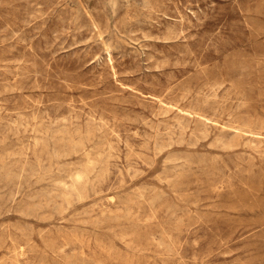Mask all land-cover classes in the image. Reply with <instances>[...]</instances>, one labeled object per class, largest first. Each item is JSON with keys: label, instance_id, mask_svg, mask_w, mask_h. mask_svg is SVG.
Returning <instances> with one entry per match:
<instances>
[{"label": "rangeland", "instance_id": "1", "mask_svg": "<svg viewBox=\"0 0 264 264\" xmlns=\"http://www.w3.org/2000/svg\"><path fill=\"white\" fill-rule=\"evenodd\" d=\"M0 264H264V0H0Z\"/></svg>", "mask_w": 264, "mask_h": 264}, {"label": "bare ground", "instance_id": "2", "mask_svg": "<svg viewBox=\"0 0 264 264\" xmlns=\"http://www.w3.org/2000/svg\"><path fill=\"white\" fill-rule=\"evenodd\" d=\"M176 1V0H175Z\"/></svg>", "mask_w": 264, "mask_h": 264}]
</instances>
